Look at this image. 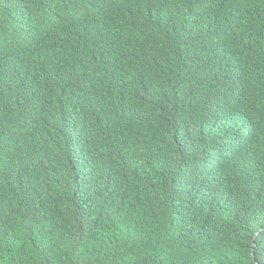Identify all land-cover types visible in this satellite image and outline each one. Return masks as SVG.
Segmentation results:
<instances>
[{"label":"trees","instance_id":"obj_1","mask_svg":"<svg viewBox=\"0 0 264 264\" xmlns=\"http://www.w3.org/2000/svg\"><path fill=\"white\" fill-rule=\"evenodd\" d=\"M0 264H264V0H0Z\"/></svg>","mask_w":264,"mask_h":264}]
</instances>
